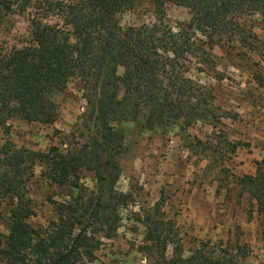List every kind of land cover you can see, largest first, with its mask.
Masks as SVG:
<instances>
[{"label":"trees","instance_id":"obj_1","mask_svg":"<svg viewBox=\"0 0 264 264\" xmlns=\"http://www.w3.org/2000/svg\"><path fill=\"white\" fill-rule=\"evenodd\" d=\"M134 1L46 0L45 13L31 20L29 44L0 53V127L16 117L55 123L56 96L74 77L83 81L87 102L77 122L85 138L78 148L63 152L52 146L42 152L18 147L11 140L2 146L0 196L15 199L0 249L4 264L93 260L99 237L111 238L117 232L119 208L128 200L116 188L125 151L123 124L139 122L146 129L175 124L186 129L197 121L213 124L217 117L211 109L213 87L195 80L191 72H204L202 66L215 69L209 50L216 45L225 44L243 56L258 55L264 45L241 21L245 15L264 16V0H153L154 23L123 27L118 15ZM10 3L0 0V11L9 9ZM167 3L188 8L190 24L173 28L166 23ZM255 79L264 85L261 74ZM39 165L46 180L78 190L82 171L90 170L96 193L89 197L79 193L70 202L58 203L57 219L36 227L29 222L34 206L27 184ZM240 185L258 212H264V158ZM146 224L148 249L157 257L152 264H235L204 251L185 257L171 220L149 217ZM170 245L173 255L168 257Z\"/></svg>","mask_w":264,"mask_h":264},{"label":"rangeland","instance_id":"obj_2","mask_svg":"<svg viewBox=\"0 0 264 264\" xmlns=\"http://www.w3.org/2000/svg\"><path fill=\"white\" fill-rule=\"evenodd\" d=\"M45 1L11 0L9 9L0 11V53L29 44L31 20L45 13ZM118 17L123 27L152 24L156 21L154 2L135 0ZM191 18L188 8L166 4L165 21L173 28L188 26ZM241 21L264 43V16L245 15ZM261 47L258 55L243 56L225 44L216 45L209 50L215 69L202 66L204 72H191L195 80L213 87L211 109L219 118L213 124L197 121L186 129L177 124L153 129L139 122L123 124L125 151L116 188L128 200L119 208L121 220L115 235L99 237L95 258L85 259V264H152L157 257L148 249L149 217L172 221L185 257L204 251L235 264L264 262V212H258L240 185V179L255 174L257 162L264 158V85L255 79V74L264 77ZM56 101L59 116L53 124L16 117L0 127V161L6 140L42 152L52 146L67 152L85 142L77 126L87 108L83 81L72 78ZM235 142L240 143L236 149L232 147ZM42 170L37 166L27 184L34 206L29 222L36 227L57 219L58 203L70 202L79 193L85 197L96 193L97 182L90 170L82 171L80 190L51 183ZM14 205L13 197L0 196V249ZM172 255L170 245L167 256Z\"/></svg>","mask_w":264,"mask_h":264}]
</instances>
